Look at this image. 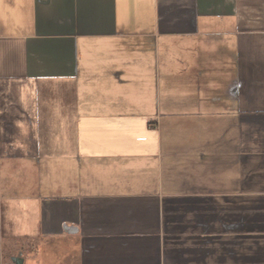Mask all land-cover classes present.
Returning <instances> with one entry per match:
<instances>
[{
  "label": "crops",
  "instance_id": "1",
  "mask_svg": "<svg viewBox=\"0 0 264 264\" xmlns=\"http://www.w3.org/2000/svg\"><path fill=\"white\" fill-rule=\"evenodd\" d=\"M264 264V0H0V264Z\"/></svg>",
  "mask_w": 264,
  "mask_h": 264
},
{
  "label": "water",
  "instance_id": "2",
  "mask_svg": "<svg viewBox=\"0 0 264 264\" xmlns=\"http://www.w3.org/2000/svg\"><path fill=\"white\" fill-rule=\"evenodd\" d=\"M14 260H15L16 264H22L23 263L22 259H20V258H15Z\"/></svg>",
  "mask_w": 264,
  "mask_h": 264
}]
</instances>
